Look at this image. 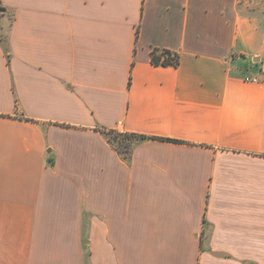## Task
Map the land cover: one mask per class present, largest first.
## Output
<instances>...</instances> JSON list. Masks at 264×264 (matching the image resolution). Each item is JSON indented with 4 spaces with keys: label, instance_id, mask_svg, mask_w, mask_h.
<instances>
[{
    "label": "crops",
    "instance_id": "crops-1",
    "mask_svg": "<svg viewBox=\"0 0 264 264\" xmlns=\"http://www.w3.org/2000/svg\"><path fill=\"white\" fill-rule=\"evenodd\" d=\"M0 38V264H264V0H0Z\"/></svg>",
    "mask_w": 264,
    "mask_h": 264
},
{
    "label": "trees",
    "instance_id": "trees-1",
    "mask_svg": "<svg viewBox=\"0 0 264 264\" xmlns=\"http://www.w3.org/2000/svg\"><path fill=\"white\" fill-rule=\"evenodd\" d=\"M4 47L7 50L8 47L5 44L6 39L0 38ZM151 61L156 65H173L176 66L179 63L178 53L170 51L168 49H153L150 53ZM109 140L112 144L124 155H128L134 144V139L137 137L145 138L143 136H138L132 133H117L109 132Z\"/></svg>",
    "mask_w": 264,
    "mask_h": 264
},
{
    "label": "built area",
    "instance_id": "built-area-1",
    "mask_svg": "<svg viewBox=\"0 0 264 264\" xmlns=\"http://www.w3.org/2000/svg\"><path fill=\"white\" fill-rule=\"evenodd\" d=\"M244 79H245L246 81H252V82H258V81H259L257 77H255V76H250V75L245 76Z\"/></svg>",
    "mask_w": 264,
    "mask_h": 264
},
{
    "label": "rangeland",
    "instance_id": "rangeland-1",
    "mask_svg": "<svg viewBox=\"0 0 264 264\" xmlns=\"http://www.w3.org/2000/svg\"><path fill=\"white\" fill-rule=\"evenodd\" d=\"M5 20H6V23H5V26H4V28H3L2 32H1L2 34H4V33L7 31V27H8L7 24H8V22H9V18L6 17Z\"/></svg>",
    "mask_w": 264,
    "mask_h": 264
}]
</instances>
